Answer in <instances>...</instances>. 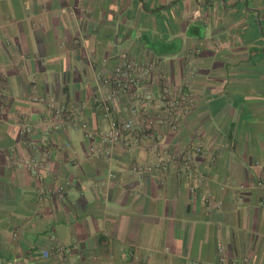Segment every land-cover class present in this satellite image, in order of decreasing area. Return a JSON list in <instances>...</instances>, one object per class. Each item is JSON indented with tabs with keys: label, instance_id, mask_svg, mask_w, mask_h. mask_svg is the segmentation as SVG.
Listing matches in <instances>:
<instances>
[{
	"label": "crops",
	"instance_id": "crops-1",
	"mask_svg": "<svg viewBox=\"0 0 264 264\" xmlns=\"http://www.w3.org/2000/svg\"><path fill=\"white\" fill-rule=\"evenodd\" d=\"M123 54L193 104L109 149L100 79ZM131 105L114 117L140 129ZM58 107L73 119L55 129ZM261 180L264 0H0V264H214L219 244L264 264Z\"/></svg>",
	"mask_w": 264,
	"mask_h": 264
},
{
	"label": "built area",
	"instance_id": "built-area-1",
	"mask_svg": "<svg viewBox=\"0 0 264 264\" xmlns=\"http://www.w3.org/2000/svg\"><path fill=\"white\" fill-rule=\"evenodd\" d=\"M154 63L147 60H139L133 56L123 54L120 56L119 64L114 68L110 77L100 79L102 88L107 89L106 96L102 102V109L109 120L107 131L99 137L102 145L111 149L117 146L121 140L126 148H132L144 138L150 137L152 131L158 127H165L170 131H175L180 120L190 110L193 99L182 87H175L164 83L156 93L149 90L150 77L154 71ZM127 98L131 103L129 108L133 117L142 119L140 129H134V120H118L114 117L115 106L119 99ZM152 109L155 112L149 114ZM73 114L66 113L63 107L53 110L48 122L50 126L57 129L65 125L64 121H72ZM27 129H25L26 131ZM87 137L91 138L90 135ZM151 149L161 151V145L157 139L152 140ZM49 150L44 148L39 158L24 161V165L37 174L45 169V162L50 158ZM195 148V152H200ZM39 179H42L39 176ZM258 186L264 192V180L258 182ZM40 194L51 199L62 200L64 192L62 188L56 190L41 189ZM215 208L220 207V203L214 204ZM218 258L214 264H254L249 257L239 259L230 258L224 252L222 245L217 246ZM48 252H43V257H47ZM14 264V262H13ZM129 264L132 262L129 261ZM188 264H199L190 262Z\"/></svg>",
	"mask_w": 264,
	"mask_h": 264
}]
</instances>
